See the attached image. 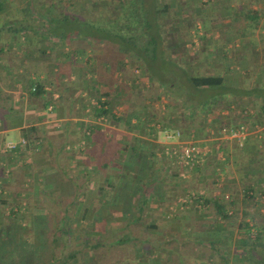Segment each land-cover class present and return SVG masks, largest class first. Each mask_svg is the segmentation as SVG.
Segmentation results:
<instances>
[{
    "label": "crops",
    "instance_id": "crops-1",
    "mask_svg": "<svg viewBox=\"0 0 264 264\" xmlns=\"http://www.w3.org/2000/svg\"><path fill=\"white\" fill-rule=\"evenodd\" d=\"M95 1L0 0V212L36 199L42 183L41 191L56 194L66 172L87 166V198L102 202L115 193L116 206L103 202V213L112 207L132 225L130 211L166 213L178 183L188 200L177 225L182 238L167 234L171 255L190 248V264H264V0H155V7L165 6L164 51L181 70L222 79L180 95L170 84L162 128L136 96L141 87L160 88L139 60L94 33L52 26L111 19L91 9ZM102 28L109 31V24ZM36 85L38 96L31 94ZM101 103L110 113L96 117ZM116 105L126 109L117 112ZM240 128L246 136L239 142L230 131ZM20 138L24 147L3 149ZM188 143L203 155L184 170L178 156ZM173 166L182 168L176 182ZM91 210L86 204L85 214ZM155 219L150 235L164 224Z\"/></svg>",
    "mask_w": 264,
    "mask_h": 264
},
{
    "label": "rangeland",
    "instance_id": "rangeland-1",
    "mask_svg": "<svg viewBox=\"0 0 264 264\" xmlns=\"http://www.w3.org/2000/svg\"><path fill=\"white\" fill-rule=\"evenodd\" d=\"M161 16L164 17L161 18ZM164 18L163 14L158 16L159 21L166 19ZM122 32L127 33L126 30ZM166 51H168L167 54L170 53L169 49ZM174 59L172 58L173 61ZM128 62L133 63V59ZM109 76L114 77L113 75ZM182 79L183 77H180V80ZM166 91L168 92V88L165 86H160L156 91L150 90V88L144 90V87H141L140 92L136 94L141 100L140 104L144 105L145 113L150 119H153L152 122L155 120L156 127L160 125L159 128H162L166 123V105L170 103L168 94L164 93ZM182 91L184 89L180 91L179 95ZM142 92L144 95H141ZM129 94V92H123L127 98ZM128 99L130 100V97ZM140 104H137L136 107H140ZM118 106L115 109L117 112L126 109L123 106L119 109ZM166 140L172 141L170 138ZM189 166L191 165L184 167V170ZM174 168L175 171L171 175V179L176 182L178 180L176 174H181L182 168ZM88 171L90 169L87 166H78L76 172H66L64 178L56 183L58 187H56V194L49 195L48 188L45 189V192L41 191L45 185L42 183L39 185L42 193L35 192L38 195L37 200L31 198L28 209L29 203L20 200V202L13 201L8 206L2 207L0 212V264H19L12 263L14 259L21 261L20 264H48L49 256L52 254L55 256V264H93L92 261L95 258L97 260L94 264H190L192 262L190 248L185 256L178 254L176 256V252L171 255L170 247L165 243L168 239L167 234L172 233L177 238L183 236L182 231L184 230L177 225L184 221L185 215H182V212L186 206V203L183 202L185 199L188 200V196L184 195L187 190L182 192L179 186L176 187L178 183L174 184V194L170 200L168 199L169 205L166 207V213L158 216L162 220L156 216L152 218L149 213L137 216L136 211H130V218H134L135 221L132 225H126L125 220L118 219L120 218L119 212L112 207L109 208L110 213H103V202L108 206L114 204L116 206L118 198L115 193H110L102 202L87 198L89 180H87L88 173L86 174V172ZM94 182V185L98 183ZM43 196L44 198H42ZM86 204L92 208L91 212L94 214H85ZM98 206L99 210H97ZM7 207L8 209H6ZM102 217L105 219V224L100 220ZM155 218L160 221L159 223L163 222L164 224H161L160 228L156 232H151L150 235L147 226L155 222ZM191 218L193 217L191 216ZM93 219H99V221L95 223ZM5 226L7 230H3ZM122 239L125 241L119 242ZM144 239L147 240L146 245L140 242ZM153 240L159 242L155 248L151 245ZM39 245L38 249L34 248ZM43 250L52 251L43 253ZM71 253H76L74 259L68 258ZM37 259L40 260L39 263L32 262Z\"/></svg>",
    "mask_w": 264,
    "mask_h": 264
},
{
    "label": "trees",
    "instance_id": "trees-1",
    "mask_svg": "<svg viewBox=\"0 0 264 264\" xmlns=\"http://www.w3.org/2000/svg\"><path fill=\"white\" fill-rule=\"evenodd\" d=\"M119 3V5L114 4V0H110L109 2L106 0H97L91 7V9L97 10L99 16L103 13V15L110 16L111 19L97 18L94 22H73L64 20L62 24L51 25L53 27L59 26L57 28L61 29L62 33L73 30L78 32L87 31L88 33L90 32L89 35L94 33V37L99 36L100 40H106L113 44L121 45L126 54L131 55L142 63L145 74L151 80H155L161 87L165 86L169 88L170 84H175V87L178 86L180 90L191 89L197 91L201 88L220 86L222 83L221 78L192 75L187 70H181L175 60L173 61L170 59L169 54L164 51L166 40L162 37L163 34L161 32L162 27L165 28V25L162 21L158 20V16L165 12V6L160 8H157V6L153 7L156 5L155 0H124V2L119 0ZM85 10L84 6L82 11ZM118 15H120V19ZM108 24L109 31L102 28ZM123 30H126L127 33L122 34ZM180 71H184L185 73L182 80H180L178 73ZM185 84L189 88H187ZM31 89V94L35 96L42 93L39 85L33 86ZM104 106L105 104L101 103L100 108H95L94 116L109 115V109H104ZM193 107L194 105L192 104L191 109ZM218 209L223 217H228L226 210H223V206L220 205ZM125 240L127 239L125 238ZM125 240L122 239L119 242ZM39 247L40 245L34 248L38 249ZM50 251L52 250H43L42 252L50 253ZM75 254L76 253L69 254L68 258L74 259ZM54 257L53 254L49 256L48 264H55ZM96 260L95 258L91 261L94 264ZM15 262L21 263V261L17 259H14L12 263ZM32 262L39 263L40 260L37 259Z\"/></svg>",
    "mask_w": 264,
    "mask_h": 264
},
{
    "label": "built area",
    "instance_id": "built-area-1",
    "mask_svg": "<svg viewBox=\"0 0 264 264\" xmlns=\"http://www.w3.org/2000/svg\"><path fill=\"white\" fill-rule=\"evenodd\" d=\"M230 134L232 137L237 139L239 142L243 140L246 136V130L244 128L240 129H232L230 131ZM168 138H174L176 135H179V132H176L174 135L173 134H167ZM26 140L24 138H20L18 141H13V140H8L5 141L3 144V149L6 151H17L19 148L24 147L26 145ZM203 152L201 148L193 143H188V144H182L180 146V151H179V158L180 162L186 164V165H194L197 164L198 161L202 158ZM223 197L225 199L229 198L227 194H223ZM184 201V200H183ZM186 199L183 203H186ZM182 206V203H181Z\"/></svg>",
    "mask_w": 264,
    "mask_h": 264
}]
</instances>
